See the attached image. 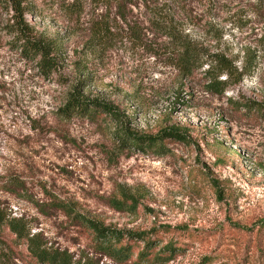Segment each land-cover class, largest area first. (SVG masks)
Listing matches in <instances>:
<instances>
[{
	"label": "rangeland",
	"instance_id": "rangeland-1",
	"mask_svg": "<svg viewBox=\"0 0 264 264\" xmlns=\"http://www.w3.org/2000/svg\"><path fill=\"white\" fill-rule=\"evenodd\" d=\"M72 1L21 3L32 35L59 46L48 74L11 43L6 26L13 0L0 5L2 206L73 260L264 264V118L227 103L229 96L264 98V0H125L126 22L142 28L138 40L123 31L126 22L115 16L116 6L82 0L74 14ZM100 15L119 36L97 50L87 45V27ZM162 25L239 67L250 58V71L224 96L207 94L203 68L183 79L170 63ZM72 91L112 105L122 124L106 113L62 117ZM120 126L151 136L177 127L184 140L165 137L162 147L157 142L145 151L122 147ZM114 199L123 200L120 209ZM57 202L119 232L113 244L126 248L127 259L99 248L87 224ZM0 264L39 263L26 242L3 227Z\"/></svg>",
	"mask_w": 264,
	"mask_h": 264
},
{
	"label": "trees",
	"instance_id": "trees-1",
	"mask_svg": "<svg viewBox=\"0 0 264 264\" xmlns=\"http://www.w3.org/2000/svg\"><path fill=\"white\" fill-rule=\"evenodd\" d=\"M6 0H0V5H5ZM82 0H73L69 4L70 11L77 14L81 8ZM95 3L101 1L108 3L110 6H116L115 16L126 22V7L128 2L125 0H91ZM22 0H13L8 2L12 13L9 18V24L6 26V31L12 36L11 43L14 48L18 49L20 53L28 57H32L39 64L41 71L48 74L53 67L56 68L55 58L51 57L58 49V44H48L43 40L35 38L31 33V28L24 18ZM100 18L91 20L87 27L88 39L87 45L91 48L100 50L110 46L119 36L116 25L110 23L109 18ZM126 29L123 31L129 35V38L140 39L142 28H138L136 22L130 24L126 22ZM157 24V23H156ZM158 25V24H157ZM163 35L168 39V57L170 63L179 71L180 78H192L195 71L203 68L201 72L200 81L202 82L203 90L210 95L222 97L227 92L228 88L242 81L245 73L250 71L251 60L245 57L242 66L235 65L234 60L228 58L223 53L213 52L209 53L205 48L193 42L187 35L174 26H158ZM122 30V28H119ZM54 60V61H53ZM86 81H78V85L85 86ZM180 93V91H179ZM178 93V98L181 96ZM227 103L235 105L238 108H244L248 112L258 113L264 118V98L261 100L245 99L240 100L237 97L229 96ZM62 117L69 118L72 116L87 117L96 119L102 113L108 114L110 119L116 124L121 125L122 119L118 111L108 103L97 100H90L84 98L79 91L70 92L65 97V102L60 108ZM117 139L122 147H137L138 149L146 150L152 147L157 142H162L165 137H172L177 140H184V135L180 128L168 127L164 128L158 135L151 136L147 134H138L127 130V127H119L116 131ZM162 147V143L159 144ZM131 200L129 207H135V199L132 196L125 195ZM114 207L120 209L123 205V200L113 201ZM56 206L62 209L65 213L73 215L79 221L87 224V226L94 232L96 238L100 239L99 248H102L106 253L112 257L127 259L128 253L126 248L116 247L113 242L119 240V232L105 227L94 220L85 218L73 212L72 208L62 202H57ZM264 225V220H262ZM3 227H7L17 238L23 239L26 242L27 250L35 258L39 264H95L90 260H73L70 252L67 250H59L56 247L47 245L42 235L38 232L31 233L25 220L22 217L12 216L0 202V231ZM144 239L147 236H141ZM149 240V241H148ZM147 245L151 239H148ZM143 253V252H142Z\"/></svg>",
	"mask_w": 264,
	"mask_h": 264
}]
</instances>
